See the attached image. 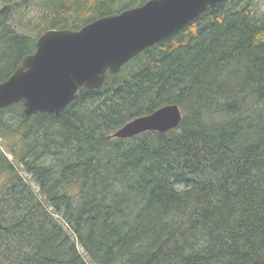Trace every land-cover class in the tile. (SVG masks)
Instances as JSON below:
<instances>
[{
	"label": "trees",
	"instance_id": "16d2710c",
	"mask_svg": "<svg viewBox=\"0 0 264 264\" xmlns=\"http://www.w3.org/2000/svg\"><path fill=\"white\" fill-rule=\"evenodd\" d=\"M147 1L0 0V83L46 30ZM263 4L209 8L59 115L0 109V264H264ZM168 104L177 128L111 138Z\"/></svg>",
	"mask_w": 264,
	"mask_h": 264
},
{
	"label": "water",
	"instance_id": "95a60500",
	"mask_svg": "<svg viewBox=\"0 0 264 264\" xmlns=\"http://www.w3.org/2000/svg\"><path fill=\"white\" fill-rule=\"evenodd\" d=\"M224 1L148 0L79 29H48L37 38L35 52L0 83V109L22 103L28 116L59 115L79 97L81 87L102 88L109 72L117 73L132 58ZM182 119L181 107L168 104L129 121L111 138L168 132Z\"/></svg>",
	"mask_w": 264,
	"mask_h": 264
},
{
	"label": "rangeland",
	"instance_id": "374dc122",
	"mask_svg": "<svg viewBox=\"0 0 264 264\" xmlns=\"http://www.w3.org/2000/svg\"><path fill=\"white\" fill-rule=\"evenodd\" d=\"M34 5V4H33ZM263 9H264V4H263ZM25 13H29V15H34L36 13V8L35 6L31 7H24L22 8L19 13L18 17H21ZM26 15V14H25ZM26 16H22V19H20L18 22L21 24H25L27 21ZM0 144L5 148L4 150L8 153V156L13 159V160H18L21 155V148L19 145H17L16 150H14V146L16 145L15 140L12 137L8 138H0ZM20 169L22 170V166H20Z\"/></svg>",
	"mask_w": 264,
	"mask_h": 264
}]
</instances>
